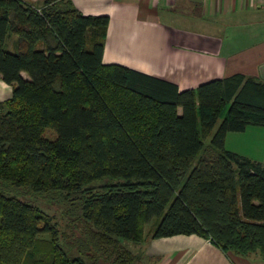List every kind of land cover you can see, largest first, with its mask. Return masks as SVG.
Listing matches in <instances>:
<instances>
[{
	"label": "trees",
	"instance_id": "trees-1",
	"mask_svg": "<svg viewBox=\"0 0 264 264\" xmlns=\"http://www.w3.org/2000/svg\"><path fill=\"white\" fill-rule=\"evenodd\" d=\"M109 20L70 0H0V81L13 87L0 100V264H133L122 240L143 242L153 219L151 239L198 235L264 259V165L225 147L264 127V82L179 92L105 65ZM24 194L63 207L67 231Z\"/></svg>",
	"mask_w": 264,
	"mask_h": 264
},
{
	"label": "crops",
	"instance_id": "crops-1",
	"mask_svg": "<svg viewBox=\"0 0 264 264\" xmlns=\"http://www.w3.org/2000/svg\"><path fill=\"white\" fill-rule=\"evenodd\" d=\"M24 1L41 8L46 0ZM70 1L83 15L110 18L105 65L171 83L179 92L238 74L264 82V0ZM12 92L0 81L1 101ZM255 142L257 149L247 150ZM225 147L264 165V127L229 132ZM150 233L137 253L129 249L135 264H264L258 253H226L198 235L151 239Z\"/></svg>",
	"mask_w": 264,
	"mask_h": 264
},
{
	"label": "rangeland",
	"instance_id": "rangeland-1",
	"mask_svg": "<svg viewBox=\"0 0 264 264\" xmlns=\"http://www.w3.org/2000/svg\"><path fill=\"white\" fill-rule=\"evenodd\" d=\"M26 78H28V76L25 75ZM252 139V138H251ZM247 150L252 151V150H256L257 146H256V142L255 144H250V145H246ZM104 183V181L97 183L96 186H100ZM22 200L24 201H28V202H32L33 200L35 201V203L37 202L53 219V222H56L59 228V231L64 232L67 231V225L68 222L72 219L68 218L66 215L63 214V207L58 206V204L56 203H47L45 202V199H35L30 197H27L25 194L21 197ZM159 222L158 219H153L146 227V233L150 231H153L156 226L157 223ZM122 243L124 244L125 247H127L128 249H131L132 251H134L135 253H137V251L139 250V248H141L140 246L138 247V243L132 242V241H127V240H122ZM137 258V257H136ZM104 262L106 264H108L107 262H105L104 260L100 261ZM136 262H134L133 264H135Z\"/></svg>",
	"mask_w": 264,
	"mask_h": 264
}]
</instances>
